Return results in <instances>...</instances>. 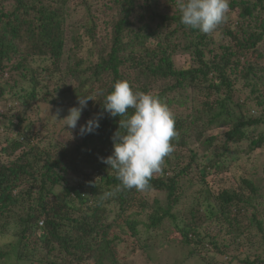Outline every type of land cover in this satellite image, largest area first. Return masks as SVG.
Wrapping results in <instances>:
<instances>
[{
  "label": "trees",
  "instance_id": "16d2710c",
  "mask_svg": "<svg viewBox=\"0 0 264 264\" xmlns=\"http://www.w3.org/2000/svg\"><path fill=\"white\" fill-rule=\"evenodd\" d=\"M72 1L0 0L6 116L18 102L72 108L89 97L79 124L99 122L67 148L40 147L28 116L10 120L11 129L0 126L1 153L15 157L0 163L4 264H133L118 251L123 225L130 236L171 228L206 264L217 257L222 264H264V167L255 166L257 153L264 155V0H229L238 16L210 34L180 22L178 0H83L88 18L65 58ZM178 55L188 56L186 66H174ZM118 80L157 95L175 115V150L148 190L124 189L103 162L114 134L124 132L125 117L103 109ZM233 167L241 174L232 175ZM220 172L233 181L215 193L206 179ZM186 183L188 190L198 186L191 195L197 218L191 209L189 218L179 217ZM142 192L163 194L164 201L149 202ZM109 214L116 216L112 223ZM206 222L214 236L203 230Z\"/></svg>",
  "mask_w": 264,
  "mask_h": 264
},
{
  "label": "clouds",
  "instance_id": "9594fccd",
  "mask_svg": "<svg viewBox=\"0 0 264 264\" xmlns=\"http://www.w3.org/2000/svg\"><path fill=\"white\" fill-rule=\"evenodd\" d=\"M178 5L180 22L203 34L217 30L226 22L230 11L229 0H178ZM89 100L92 99L78 98V106L70 108L62 119L66 122L64 126L77 128ZM103 109L111 117H125L119 120V129L124 132L114 134L112 154L103 162L116 172L124 189H150L149 181L154 174L162 172L165 158L175 150L178 132L174 113L157 95L133 91L127 80L113 84L111 92L104 97ZM98 127V118L94 117L80 125L78 135L94 133Z\"/></svg>",
  "mask_w": 264,
  "mask_h": 264
},
{
  "label": "rangeland",
  "instance_id": "374dc122",
  "mask_svg": "<svg viewBox=\"0 0 264 264\" xmlns=\"http://www.w3.org/2000/svg\"><path fill=\"white\" fill-rule=\"evenodd\" d=\"M68 10L70 16L68 17V22L66 23L68 29L64 51L65 58H67L68 56V49L71 46L72 40L75 38L77 33L80 32L82 25L87 21L88 18L87 10L84 7L83 0H73L68 5ZM239 12V9H234L232 12L229 11V13L227 14V20H233L236 16H238ZM84 47H86V45ZM81 49V56L83 58H87V48L82 47ZM71 58L72 60L76 59L74 56H72ZM173 60L174 66L176 68H181L187 65L188 56L178 55ZM37 64L38 63L34 64V66H36ZM64 66L65 64H63V67ZM18 103L19 106H15L14 104L12 107H16V109H14L12 113H9L8 116H6V108L9 107L8 105L6 106L4 102H0V126L4 125L6 128L11 129L12 126L11 123H9L10 120L16 122L15 118L17 116H28V118L35 123L34 132L38 130L37 141H39L40 147H44L49 143H52L56 147L67 148L80 141L81 138L80 135H78V130L80 126L79 122L81 120V116L77 123L76 129H69L67 126H64L66 122L62 120L68 115V110L71 107H57L39 103L37 105L39 110L37 115H35L34 109L35 107H37L35 106V103H31L29 105H23L21 102ZM221 131L223 132L224 129H222ZM1 133H3L4 137L6 138L14 137L11 133L8 132L1 131ZM0 142H2V140H0ZM4 146L6 147V144L0 143V163L6 165L7 163L14 160L15 157H5L4 154L1 153V150ZM257 156L258 157L256 159L255 166L264 167V155H259L257 153ZM239 158L244 159L243 155H239ZM247 166H249L250 170L254 169V167L252 165H248V163ZM231 171H233L232 175L235 176H238L242 172L240 169L235 167H233ZM232 181L233 177L230 176L227 172H220L218 174L215 173L209 175L206 179V183H208L210 189L215 193L229 188L232 185ZM183 186L186 191H184L183 195H181L180 198L181 205L179 207V217L182 218L186 216V218H189V211L190 209L192 210L191 195L194 190L198 189V186L194 185L192 186V188L190 187V190H188V187L190 185H188L187 183ZM55 190L57 192L60 191V186H57ZM142 195L149 202H152L153 199L156 198L161 202L164 201L163 194H158L155 192H142ZM196 210V207H194L192 211L195 212V217L197 218L199 215L198 213H196ZM107 216L108 221H106V223H112V221L116 219L115 214H109ZM123 227L126 233L123 236V240H120L118 243V251L123 256L131 259L133 264H206L200 261L197 257L190 256L189 253L192 250L191 246H185L181 243H178L179 237L177 234L173 233L171 228L165 227L163 230L161 228L158 231H153L150 233L142 231L140 235L130 236L124 225ZM202 227L204 231L210 234V236H214L216 234V229L212 224H209V222H206ZM139 228L141 229V227ZM118 231L119 230H117V232ZM149 237L151 241H147L145 243L146 239ZM221 238H223L222 235H219L217 237V239ZM8 241L9 240L7 239L0 238L1 249L3 245H5ZM133 246L135 248L134 250H132ZM223 261H225V258L220 259L219 257H217V259H215L216 264H222ZM0 264H4V260L1 258ZM103 264H108V261H103Z\"/></svg>",
  "mask_w": 264,
  "mask_h": 264
}]
</instances>
